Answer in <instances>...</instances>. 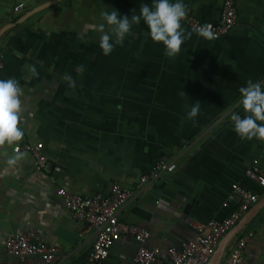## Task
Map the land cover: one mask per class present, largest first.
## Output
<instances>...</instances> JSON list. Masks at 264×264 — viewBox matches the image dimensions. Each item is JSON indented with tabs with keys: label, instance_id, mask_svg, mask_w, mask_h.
<instances>
[{
	"label": "crops",
	"instance_id": "obj_1",
	"mask_svg": "<svg viewBox=\"0 0 264 264\" xmlns=\"http://www.w3.org/2000/svg\"><path fill=\"white\" fill-rule=\"evenodd\" d=\"M50 1L0 0V32L11 26L0 36V79L14 78L23 89L24 132L17 145L0 148V264H46L6 254L5 240L16 233L57 247L51 264H88L98 230L74 218L60 188L85 197L105 196L115 184L134 190L118 219L147 229L148 246L163 258L200 227L239 209L234 186L264 199V188L247 176L254 161L264 171V143L241 140L230 119L243 114L239 89L248 80L264 84V0H237L233 30L219 40L193 32L175 58L151 40L143 21L110 55L99 47L101 12L131 17L153 0H62L17 23ZM183 3L204 24L221 20L224 0ZM18 4L25 8L13 13ZM197 101L199 114L189 120ZM28 143L42 146L43 171L24 152ZM16 149L26 156L9 167ZM249 234L244 264H264V208L227 246L223 261ZM137 250L134 236L121 235L102 264H135Z\"/></svg>",
	"mask_w": 264,
	"mask_h": 264
},
{
	"label": "built area",
	"instance_id": "obj_2",
	"mask_svg": "<svg viewBox=\"0 0 264 264\" xmlns=\"http://www.w3.org/2000/svg\"><path fill=\"white\" fill-rule=\"evenodd\" d=\"M24 8V4H18L12 11L20 13ZM183 22L191 31L193 28L204 25L197 18L188 15ZM237 22V0H224L220 22L211 24L215 33V38L212 40H219L228 34L235 28ZM23 150L31 156L34 167L38 171L46 168L48 158L41 145L28 143L24 145ZM247 176L264 188V171L260 169L258 161H254L252 167L247 170ZM147 181L148 178H142L138 188H142ZM234 190L241 194L239 209L220 222L213 220L200 227L199 233L194 238L182 242L179 246L170 247L167 258H163L158 249L148 246L152 235L147 229L128 225L118 219L119 210L132 197L134 190L115 184L105 196L85 197L73 194L65 188H60L58 193L75 219L98 230L88 264H102L109 257L114 241L121 235L134 236L138 243L135 264H208L216 253L220 240L259 200L256 194L237 185L234 186ZM251 236L252 234H249L238 240L229 256L221 264H244L245 252ZM4 247L9 257L24 263L36 257L46 264H51L58 253L57 247L36 242L33 234H11L5 240Z\"/></svg>",
	"mask_w": 264,
	"mask_h": 264
},
{
	"label": "clouds",
	"instance_id": "obj_3",
	"mask_svg": "<svg viewBox=\"0 0 264 264\" xmlns=\"http://www.w3.org/2000/svg\"><path fill=\"white\" fill-rule=\"evenodd\" d=\"M187 15L188 8L183 0H153L151 6L141 4L139 14H132L131 17L121 16L115 9L111 12L103 11L100 13L101 22L96 26L99 47L103 55H110L114 45L123 44L126 36L131 34L133 25H139L143 21L149 30L151 40L163 44L165 56L175 58L185 40L190 39L193 32L206 40L215 38L211 24L186 31L182 22ZM82 70L83 66L80 68V71ZM28 71L32 76L38 75L34 66H29ZM65 79L69 87H75V81L71 76H66ZM239 92L243 114L237 112L231 114L233 130L241 140L256 139L264 143V84L248 80L247 86L241 87ZM22 95L23 89L16 79H0V148L17 145L24 137V132L19 127L22 117ZM181 95H185L184 92H181ZM200 107V102L193 103L187 112V118L194 121ZM25 156L26 153L16 149L6 163L9 167H14Z\"/></svg>",
	"mask_w": 264,
	"mask_h": 264
},
{
	"label": "water",
	"instance_id": "obj_4",
	"mask_svg": "<svg viewBox=\"0 0 264 264\" xmlns=\"http://www.w3.org/2000/svg\"><path fill=\"white\" fill-rule=\"evenodd\" d=\"M61 1L62 0H52L46 4L39 6L35 9L29 11L27 14H25L17 23L19 24V23L27 20L28 18L36 15L37 13H39L45 9H48V8L52 7L53 5L58 4ZM7 27L10 28L11 26H7ZM7 29H5V30H7ZM4 31L0 32V36H1V34H3ZM262 208H264V199L259 201L257 204H255L242 217L240 222L228 234H226L224 236V238L222 239V241L219 244L218 249L216 250V253L214 254L213 258L211 259V261L208 264H221L222 263L223 258L225 256L227 246L234 240V238H236L246 228V226L250 223V221L257 215V213Z\"/></svg>",
	"mask_w": 264,
	"mask_h": 264
}]
</instances>
